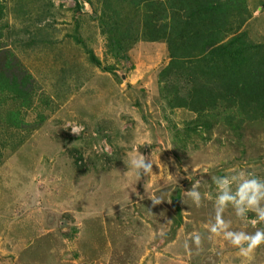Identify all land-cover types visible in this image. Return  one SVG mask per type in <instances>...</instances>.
Here are the masks:
<instances>
[{
	"label": "rangeland",
	"instance_id": "374dc122",
	"mask_svg": "<svg viewBox=\"0 0 264 264\" xmlns=\"http://www.w3.org/2000/svg\"><path fill=\"white\" fill-rule=\"evenodd\" d=\"M0 3V64L13 53L11 66L19 63L52 101L43 107L37 96L34 107L21 115L24 128L13 131L2 124L0 111V264H16L18 248L46 231L70 242L76 217L95 214L108 226L109 264H226L225 252L235 248L208 227L214 223L216 187L199 186V206L183 193L181 220L170 196L184 186L191 190L195 181L182 177L191 164L185 160L193 155L201 159L204 152L218 163L239 156L243 170L248 160H258L252 153L264 161V126L254 124L244 138L238 133L224 138L218 130L224 127L218 126L212 141L204 144L190 133L183 146L179 134L192 117L169 111L157 92L156 76L168 62L164 44L139 43L125 63L106 52L99 0H78V12L74 0ZM249 7L255 14L248 24L254 42L264 41V0H249ZM85 49L103 65L116 67L117 76L89 63ZM137 152L154 163V175L139 181L129 166ZM164 167L176 181L162 174ZM203 177L195 176L200 184ZM153 197L162 202L153 205ZM223 218L235 231L252 233L264 225L240 219L232 207ZM195 233L201 236L199 246L192 243Z\"/></svg>",
	"mask_w": 264,
	"mask_h": 264
},
{
	"label": "trees",
	"instance_id": "16d2710c",
	"mask_svg": "<svg viewBox=\"0 0 264 264\" xmlns=\"http://www.w3.org/2000/svg\"><path fill=\"white\" fill-rule=\"evenodd\" d=\"M74 1L78 12L81 7ZM98 12L106 52L119 61L129 63V52L139 43L164 44L168 62L156 76L157 92L169 111L192 117L185 122L187 131L179 134L183 146L191 134L204 144L212 141L218 126L238 133L247 124H264V41L254 42L248 27L253 16L248 0H99ZM85 53L89 63L117 76L116 67L103 65L90 49ZM14 60L8 51L0 64V111L10 131L24 128L21 115L34 107L37 96L43 107L52 102L18 61L11 66ZM44 117L40 115V122ZM1 147L3 142L0 159ZM198 157L185 161L204 162ZM182 198L180 189L170 196L176 220H181Z\"/></svg>",
	"mask_w": 264,
	"mask_h": 264
},
{
	"label": "crops",
	"instance_id": "0c3cea01",
	"mask_svg": "<svg viewBox=\"0 0 264 264\" xmlns=\"http://www.w3.org/2000/svg\"><path fill=\"white\" fill-rule=\"evenodd\" d=\"M254 16L255 14L253 13L252 18H254ZM252 126H254V124H247L238 134L243 138L244 136H248L249 129ZM262 126H264V124H262ZM218 130H220L224 138L230 136L229 134H234L227 131L225 128L220 127ZM257 154L258 152L252 153L251 156L253 159L260 160V155ZM238 157L231 156L226 162L218 163L217 160L208 158L205 154L203 157L204 162L200 161L196 165H190L189 168L185 167L183 169L186 176L182 178L184 181L191 182L198 180L195 176L200 174L204 175L205 177L201 180L203 184H200L202 185L200 188H203L204 191L216 187L214 183V178L216 177L244 173L246 176L251 175L264 179V172L259 171V168H261V170L263 168L264 170V161L250 159L247 161L248 164L245 166L246 169L243 170V167H241L243 169L238 168L239 161L236 162V158ZM254 162L256 163L255 166L253 165ZM204 167L214 168L215 172L208 174L206 173L208 171H206ZM201 169H203V171H201ZM235 187L236 185L234 184L233 190H235ZM182 188V194L187 192L185 190L187 186ZM75 226L76 233L70 242H68V240H63L60 233L57 231L40 233L34 238L36 241L31 240V242L25 244L22 248H18L19 252L14 256L16 264H109L112 258V244L104 216L97 214L89 216L78 215V217H76ZM224 256V262L226 264H264V247L260 245L256 248L250 260L241 258L238 255L237 249L232 250L230 253L225 252Z\"/></svg>",
	"mask_w": 264,
	"mask_h": 264
},
{
	"label": "clouds",
	"instance_id": "9594fccd",
	"mask_svg": "<svg viewBox=\"0 0 264 264\" xmlns=\"http://www.w3.org/2000/svg\"><path fill=\"white\" fill-rule=\"evenodd\" d=\"M153 165L152 158L146 160L138 152L129 164L130 168L134 170L136 181H139L142 176L154 175ZM160 167L162 166L160 165ZM162 174L169 179L174 178L176 181V176L169 174L168 169L165 167ZM200 183L199 180H196L191 190L184 192V195L191 198L197 206L201 204L202 199L201 193L198 191ZM214 183L218 195L215 197L214 223L208 226L209 231L215 236L222 237L223 240L237 249L241 258L250 260L254 250L260 245H264V228L257 229L252 233L244 230H231L230 224L223 218V213L226 208L231 206L240 219H251L253 225L264 223V179L240 173L238 175L216 177ZM234 184L236 185L235 190H233ZM151 201L153 205H159L162 202L160 198L156 197L151 198ZM249 213H254V218H251ZM192 243L196 246L200 245L201 236L199 233L193 234ZM185 247H188V245L186 244Z\"/></svg>",
	"mask_w": 264,
	"mask_h": 264
}]
</instances>
